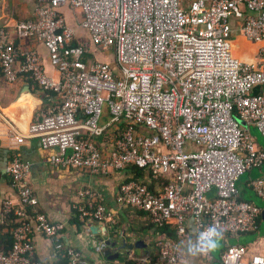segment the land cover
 Segmentation results:
<instances>
[{
	"label": "built area",
	"instance_id": "built-area-1",
	"mask_svg": "<svg viewBox=\"0 0 264 264\" xmlns=\"http://www.w3.org/2000/svg\"><path fill=\"white\" fill-rule=\"evenodd\" d=\"M32 2V21L0 31L2 77L8 83L28 78L54 96L28 128L51 166L96 175L135 167L161 182L151 190L139 180L125 181L114 198L118 208L144 214L155 227L173 226L177 241L157 240L154 258L137 264H178L183 253L177 243L190 237L189 218L196 234L210 225L222 237L254 231L261 209L239 199L236 183L264 164V151L238 120L264 137V0ZM64 7L80 13L77 28L95 53L113 50L110 64L93 52L87 61L60 15ZM236 31L257 45L253 62L232 56ZM13 36L41 44L56 77L45 74L34 51L20 54ZM30 169L19 156L5 168L18 204L0 199V230L11 214L17 219L9 250L0 245V264H42L35 258V232L56 240L55 261L94 264L57 241L63 227L38 209ZM250 187L264 201V179ZM78 196L73 211L79 223L109 221L90 190ZM198 255L205 264H264L263 256H248L239 244L227 245L217 262L211 253Z\"/></svg>",
	"mask_w": 264,
	"mask_h": 264
},
{
	"label": "crops",
	"instance_id": "crops-1",
	"mask_svg": "<svg viewBox=\"0 0 264 264\" xmlns=\"http://www.w3.org/2000/svg\"><path fill=\"white\" fill-rule=\"evenodd\" d=\"M34 9L35 5L32 0H0V31L12 32L18 24L32 21ZM59 12L66 26L74 31L78 25L75 18L76 13H74L76 11L64 7ZM83 34L79 29L75 31V37ZM233 37H235L234 41L239 39L238 43L241 44L236 49L239 50L238 53H241V60H237L245 63L253 62L257 45L248 42L238 31L233 34ZM13 41L20 54L28 51L37 53L41 57L45 74L56 77L48 64L46 52L41 44L28 39H18L17 36H13ZM91 52L94 53L98 62L108 64L112 62V58L109 60V57L102 56L98 51L95 53L92 48ZM54 103V96L42 92L30 79L21 77L14 83H8L0 72V163L5 157L8 163L13 156H19L30 162L28 184L38 200L40 212L47 220L62 225L63 229L57 241L64 248L74 250L83 260L94 264H137L140 261H151L155 256L154 244L157 240L169 239L172 242L177 240L171 224L163 228L155 227L149 223L144 214L129 209H120L115 205L114 198L118 186L127 180H132L133 176L126 170L120 173L109 171L105 175H96L88 170L53 167L47 162L46 152L41 150L38 139L28 137L30 123L39 113ZM7 123L15 128L16 134L11 132ZM246 127L251 135V128H255ZM251 137L257 147L264 151V147L257 141V136ZM257 178L264 179V164L258 169L245 173L236 183L239 199L251 202L261 209L257 218V228L250 233L230 239L222 237L217 248L211 252L216 262L229 244L245 246L248 256L264 257V201L256 197L250 187V182ZM138 180L152 190H157L161 183L151 180L144 172ZM86 189L101 199L109 221L99 223H79L77 221L73 206L81 199L78 196L79 192ZM212 195L210 194V197ZM6 198L17 207L16 194L8 176L0 166V199ZM186 226H191V218L186 220ZM8 228L0 231L2 240L9 236ZM189 238L194 241L191 232ZM189 238L177 243L183 253V259L178 264H205L198 254L186 253ZM33 239L37 261L42 264H64L55 261L53 245L56 240H48L39 232L34 233ZM136 241L140 243V246L133 248L128 256L124 257L126 247L122 246V243L131 245ZM104 243L113 246L109 250L110 260H106L101 255L105 247L99 250V246ZM117 254H120V258L115 260L114 256Z\"/></svg>",
	"mask_w": 264,
	"mask_h": 264
},
{
	"label": "clouds",
	"instance_id": "clouds-1",
	"mask_svg": "<svg viewBox=\"0 0 264 264\" xmlns=\"http://www.w3.org/2000/svg\"><path fill=\"white\" fill-rule=\"evenodd\" d=\"M222 236L223 233L217 226L210 225L199 231L194 241L189 238L185 251L189 255L211 253L217 248Z\"/></svg>",
	"mask_w": 264,
	"mask_h": 264
},
{
	"label": "rangeland",
	"instance_id": "rangeland-1",
	"mask_svg": "<svg viewBox=\"0 0 264 264\" xmlns=\"http://www.w3.org/2000/svg\"><path fill=\"white\" fill-rule=\"evenodd\" d=\"M74 13H76L75 14V18H76V22H77V24H80L81 22H82V16L80 15V13L78 12V11H76V12H74ZM78 29L77 28H75V30H74V32L75 31H77ZM237 36V35H236ZM239 38V37H238ZM234 39H235V37H233V35H232V45L234 46V48L235 49H238V47L240 46V43H238V40L239 39H237L236 40V42L234 41ZM74 41H75V43L77 44V45H79V46H82L83 48H85L86 49V51L88 52V55H90L91 54V46H90V44H89V41H88V39H87V37L83 34L82 36H79V37H75L74 38ZM96 51H98L99 52V54H101L102 56H107V57H109V60L112 58V55H113V50H111V49H109V50H105V49H96ZM235 53V52H234ZM92 60V58L90 57V58H88L87 59V61H91ZM240 125V124H239ZM250 132H251V136H257L256 138H257V141L260 143V145L262 146V147H264V137H262L258 132H257V130H255V129H253V128H251V130H250Z\"/></svg>",
	"mask_w": 264,
	"mask_h": 264
},
{
	"label": "trees",
	"instance_id": "trees-1",
	"mask_svg": "<svg viewBox=\"0 0 264 264\" xmlns=\"http://www.w3.org/2000/svg\"><path fill=\"white\" fill-rule=\"evenodd\" d=\"M235 42H236V40H235ZM241 45V44H240ZM93 58L92 57V55H86V59H88V58ZM259 91V89H256L254 92H258ZM126 172H129L133 177H132V180H134V181H136V180H138L139 178H141V175H142V173H143V171H141L140 169H137V168H135V167H132V168H129V169H127L126 170ZM149 177V176H148ZM128 181V180H127ZM149 189H151L150 187H149ZM152 190V189H151ZM17 219H16V217L13 215V214H11L10 216H9V219H8V223L5 225V228H8V227H10V228H8L9 229V231L12 229V228H14L15 226H16V223H17V221H16ZM12 224V226H10ZM164 226H162V228H163ZM2 229L3 228H1V232H2ZM1 232H0V236H1ZM227 238H232V236H227ZM11 244H12V236H11V234H10V232H9V236L8 237H6L4 240H2L1 238H0V245H1V247H2V249L4 250V251H8L9 250V248H10V246H11Z\"/></svg>",
	"mask_w": 264,
	"mask_h": 264
},
{
	"label": "water",
	"instance_id": "water-1",
	"mask_svg": "<svg viewBox=\"0 0 264 264\" xmlns=\"http://www.w3.org/2000/svg\"><path fill=\"white\" fill-rule=\"evenodd\" d=\"M238 123L240 124V126L246 127V124L243 121L238 120ZM6 165H7V160H6V157H5V158H3V160H1V163H0L1 168L4 171H5ZM188 228H189V231L191 232V234H193V236H195L196 235V228L194 226V223H193V219L192 218H191V226H189ZM91 232H92V230H91ZM100 244H102V243H100ZM122 246L126 247V251H124L123 254H124V257L125 256L127 257L128 254L132 251L133 248H137V247L140 246V243H138L136 241V243H133L131 245H125V242H124V243H122ZM104 247H105V251H103L101 253V255H102L103 258H106V260H110V258H109V250L111 248H113V246L111 244L104 243L102 245V248H104ZM101 249H100V251H101ZM118 258H120V254H117L116 256H114V259L115 260H118Z\"/></svg>",
	"mask_w": 264,
	"mask_h": 264
},
{
	"label": "bare ground",
	"instance_id": "bare-ground-1",
	"mask_svg": "<svg viewBox=\"0 0 264 264\" xmlns=\"http://www.w3.org/2000/svg\"><path fill=\"white\" fill-rule=\"evenodd\" d=\"M238 51H239V50H236V49L234 48V46L232 45V43H231V54H232V56L235 57L236 59L241 60V53H238ZM234 52H235V53H234Z\"/></svg>",
	"mask_w": 264,
	"mask_h": 264
}]
</instances>
